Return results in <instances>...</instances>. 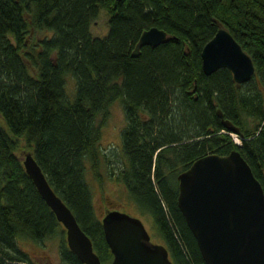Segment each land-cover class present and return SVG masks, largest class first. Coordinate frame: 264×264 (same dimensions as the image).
Segmentation results:
<instances>
[{
	"label": "trees",
	"instance_id": "16d2710c",
	"mask_svg": "<svg viewBox=\"0 0 264 264\" xmlns=\"http://www.w3.org/2000/svg\"><path fill=\"white\" fill-rule=\"evenodd\" d=\"M99 9L106 33L92 37ZM218 26L251 59L253 76L242 85L226 69L201 73L200 50ZM152 27L168 39L132 57ZM112 102L123 115L124 167L103 162L108 176L149 215L171 264H204L176 207V175L202 156L236 151L264 196V0H0V264H31L18 241L40 245L58 234L60 263L81 264L11 137L23 138L100 264H109L85 171L97 177L105 159L99 141Z\"/></svg>",
	"mask_w": 264,
	"mask_h": 264
},
{
	"label": "water",
	"instance_id": "95a60500",
	"mask_svg": "<svg viewBox=\"0 0 264 264\" xmlns=\"http://www.w3.org/2000/svg\"><path fill=\"white\" fill-rule=\"evenodd\" d=\"M167 39L162 30H144L131 56L135 57L141 46L154 48ZM199 59L203 75L226 69L235 85L246 83L254 73L249 56L220 26L201 48ZM20 162L39 197L62 226L67 249L81 264H100L89 239L52 192L31 155L24 154ZM175 203L204 264H264V196L238 152L202 156L178 173ZM100 226L111 255L109 264H171L166 249L149 242L139 219L105 212Z\"/></svg>",
	"mask_w": 264,
	"mask_h": 264
},
{
	"label": "rangeland",
	"instance_id": "374dc122",
	"mask_svg": "<svg viewBox=\"0 0 264 264\" xmlns=\"http://www.w3.org/2000/svg\"><path fill=\"white\" fill-rule=\"evenodd\" d=\"M107 15L104 10L99 9L96 18L89 26V33L92 37H102L106 33ZM65 94L70 98L73 94V80L71 77L65 78ZM99 118L96 119L98 121ZM97 123V122H96ZM123 126V115L119 103L112 102L107 107V116L101 125V137L99 148L104 153L105 159L97 162L95 174L87 170L85 171V180L91 193V202L95 217L100 220L104 212H121L131 217L139 219L144 226L149 242L160 244L157 238L152 221L146 213H141L130 200L128 201L122 186L116 183L108 176L105 165L112 166L116 169H123L124 160L119 152V131ZM0 127L6 130L4 123L0 119ZM234 142H238L234 134L231 135ZM13 138L17 145L15 155L19 160L28 152L27 145L22 137ZM99 163V164H98ZM88 169V168H87ZM99 179V181H97ZM61 232V230H59ZM60 235H56L53 239L45 240L40 245H36L29 241L19 240V247L26 253L31 264H61L58 259L57 247Z\"/></svg>",
	"mask_w": 264,
	"mask_h": 264
},
{
	"label": "flooded vegetation",
	"instance_id": "af4514ba",
	"mask_svg": "<svg viewBox=\"0 0 264 264\" xmlns=\"http://www.w3.org/2000/svg\"><path fill=\"white\" fill-rule=\"evenodd\" d=\"M105 213V212H104Z\"/></svg>",
	"mask_w": 264,
	"mask_h": 264
}]
</instances>
